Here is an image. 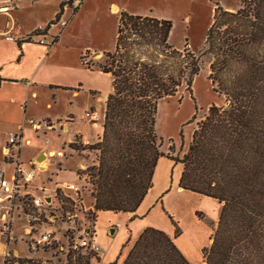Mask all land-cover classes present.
Returning a JSON list of instances; mask_svg holds the SVG:
<instances>
[{
    "label": "trees",
    "instance_id": "trees-1",
    "mask_svg": "<svg viewBox=\"0 0 264 264\" xmlns=\"http://www.w3.org/2000/svg\"><path fill=\"white\" fill-rule=\"evenodd\" d=\"M59 17L60 12L55 21ZM53 23L24 41L46 34ZM171 28L163 18L118 15L114 47L97 64L110 77L101 137L90 145H69L98 153L96 165L87 168L90 215L95 222L99 212L134 213L152 187L158 160L166 158L182 166L178 188L220 205L203 262L264 264V0H239L234 11L215 4L200 55L170 45ZM201 56L224 104L208 107L186 152L174 157L160 151L157 105L181 89L191 92ZM60 201L70 209L68 198L60 195ZM178 235L176 226L173 237L146 227L121 264H190L175 245Z\"/></svg>",
    "mask_w": 264,
    "mask_h": 264
},
{
    "label": "rangeland",
    "instance_id": "rangeland-1",
    "mask_svg": "<svg viewBox=\"0 0 264 264\" xmlns=\"http://www.w3.org/2000/svg\"><path fill=\"white\" fill-rule=\"evenodd\" d=\"M131 1V6H129L131 9L142 7L147 11L152 8V13L162 15L164 19L169 20L172 23L169 36L170 45L176 49H182L185 46L196 55H200L202 52L203 36L211 21L213 6L219 3L222 7H238L239 2V0ZM105 35L103 37L92 31V33L86 34L85 40L96 46L101 40L112 39V30L107 29ZM83 58L88 59V66H84L87 69L97 68V64L103 61L97 55L90 57L89 54H85L81 57V61ZM200 60L202 69L192 83L191 92L181 89L176 95L161 99L157 105L155 129L157 136L161 139L160 151L174 157L181 158L186 152L193 130L206 115L208 107L224 104L223 96L213 91L208 80L207 58L201 56ZM82 75L78 73L76 76L84 84L85 75ZM94 97L96 109L100 111L103 107L101 97L99 95ZM79 106L82 107V105ZM26 135L31 137L32 144L25 145L23 155L32 153L40 146L45 147V153H42L45 158L41 160V163L44 161L43 166L46 167V171L38 176L37 182L49 189L47 194H53L52 190H55L57 201H54L52 214H58L61 211L58 209V205L61 204L60 195L75 197L74 188L78 198L84 201V206H90L93 198L90 195L91 184L87 168L96 165L98 153L89 149L75 151L69 148V145L72 143L76 146L93 143L84 144L80 137L75 135L71 143L66 146L65 135L58 130L45 131L44 133L26 131ZM169 148H173V151L169 152ZM53 151H62L63 157H51L46 160L50 156L49 152ZM6 162H11V160H6ZM168 164L169 160L166 158L160 159L157 163L152 187L140 205L141 213L139 212V215L132 221L128 215L121 213L99 212L95 222L90 215L92 211L84 212L83 215L79 214L78 224L94 227V241L101 249V263L121 264L129 248L146 227L160 229L173 237L175 226L179 235L174 242L183 256L190 264L204 263L202 250L207 248L210 243L209 238L219 218L220 205L216 200L178 189L179 168L176 166L172 169L173 163ZM10 169V166L4 167L5 175L9 174ZM60 170L64 171L55 179L54 175H57ZM65 184H72L73 187L61 186ZM58 189L60 193H57ZM20 223V221L16 222V228ZM111 229L112 234L110 233ZM19 237L21 238V232L16 229L14 238L18 239ZM2 241L4 238L0 237V242ZM15 241L20 245L17 240ZM55 248L56 245L47 252V256L50 257L48 264L59 262ZM78 256L81 257L79 263L77 262ZM87 258L80 252H76L68 264H86ZM92 264H96V262H92Z\"/></svg>",
    "mask_w": 264,
    "mask_h": 264
},
{
    "label": "crops",
    "instance_id": "crops-1",
    "mask_svg": "<svg viewBox=\"0 0 264 264\" xmlns=\"http://www.w3.org/2000/svg\"><path fill=\"white\" fill-rule=\"evenodd\" d=\"M131 2L83 0L74 12L68 6L69 0H0V171L8 166L4 147L9 134L18 133L21 125L29 119L54 123L55 131L65 135L66 146L75 135L84 144L98 141L103 130L110 77L97 68L84 67L81 57L89 54L103 59V53L113 49L121 11L164 19L162 15L152 13V8L147 11L142 7L131 9ZM223 8L234 11L238 7ZM59 12V18L66 21L64 27L55 21ZM53 21L46 34L42 35L47 42H52L51 45L39 44L40 36H33L30 42L24 41L26 36L37 29H44ZM107 29L112 30V39L101 40L96 46L85 40L88 32L94 31L104 37ZM6 35L12 40H7ZM78 73L85 75L84 84L77 78ZM95 95H99L103 102L100 111L96 109ZM87 111L94 113L93 119L85 116ZM26 131L34 133L28 126L23 128L19 160L24 164L33 160L41 163L45 158L42 155L45 147L40 146L26 155L22 153L25 145L32 144ZM26 140L29 144L25 143ZM171 163L169 160L168 165ZM176 166L180 177L182 166L173 163L172 169ZM63 171H58L54 178ZM90 206L93 208V200ZM140 207L134 213L121 214L128 215L132 221L141 213Z\"/></svg>",
    "mask_w": 264,
    "mask_h": 264
},
{
    "label": "built area",
    "instance_id": "built-area-1",
    "mask_svg": "<svg viewBox=\"0 0 264 264\" xmlns=\"http://www.w3.org/2000/svg\"><path fill=\"white\" fill-rule=\"evenodd\" d=\"M82 2L83 0H72L69 8L77 9ZM57 23L61 27L66 25V21L61 18ZM5 37L12 40L11 36ZM40 37L39 44H52ZM81 63L88 66V59L83 58ZM85 116L93 119L94 113L86 112ZM25 126L34 133L56 129L54 123L29 119L21 125L18 133L8 136L4 155L6 160H11L6 162L11 169L8 175L0 171V237L4 238L0 242V264H48L50 257L47 252L55 245L59 259L57 264H68L76 252L88 257L86 264H103L101 249L94 241V227L78 224L79 214L93 211V208L84 206V201L78 198L74 188L75 197L64 196L71 201L70 205L65 204L70 209L62 207L61 203L58 205L61 211L53 215L54 201H57L55 190H52L53 194H47L49 189L37 182L38 176L46 171V167L36 160L28 164L20 162L19 148ZM25 143L29 144V141L26 140ZM49 155L46 160L63 157V152L53 151ZM61 186L73 187L72 184ZM17 221L21 223L16 228ZM16 229L20 230L21 238H14Z\"/></svg>",
    "mask_w": 264,
    "mask_h": 264
},
{
    "label": "water",
    "instance_id": "water-1",
    "mask_svg": "<svg viewBox=\"0 0 264 264\" xmlns=\"http://www.w3.org/2000/svg\"><path fill=\"white\" fill-rule=\"evenodd\" d=\"M43 158H44V156H43ZM38 161H40V160H38ZM112 232H113V231H112V229H111L110 233L112 234ZM201 264H202V263H201ZM205 264H206V263H205Z\"/></svg>",
    "mask_w": 264,
    "mask_h": 264
},
{
    "label": "bare ground",
    "instance_id": "bare-ground-1",
    "mask_svg": "<svg viewBox=\"0 0 264 264\" xmlns=\"http://www.w3.org/2000/svg\"><path fill=\"white\" fill-rule=\"evenodd\" d=\"M41 164L44 165V162H42ZM202 264H205V263H202Z\"/></svg>",
    "mask_w": 264,
    "mask_h": 264
}]
</instances>
